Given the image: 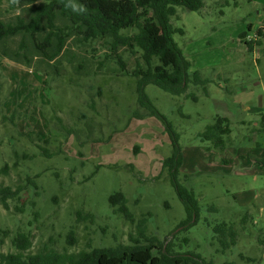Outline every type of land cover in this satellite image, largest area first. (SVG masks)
Returning a JSON list of instances; mask_svg holds the SVG:
<instances>
[{
	"label": "rangeland",
	"instance_id": "obj_1",
	"mask_svg": "<svg viewBox=\"0 0 264 264\" xmlns=\"http://www.w3.org/2000/svg\"><path fill=\"white\" fill-rule=\"evenodd\" d=\"M214 1L204 0L201 13L178 8L180 19L175 21L184 31L176 35L178 44L193 68L212 79L210 84L205 90L187 89L195 100L146 87L180 135L183 163L178 178L198 199L199 223L182 224L183 203L162 169L171 152L169 136L155 117H132L139 108L132 81L124 76L108 84L100 77L69 86L51 83L53 90L48 91L67 102L59 124L78 129L89 120L95 138H103L84 142V133L77 139L50 118V98L40 73L0 59V168H8L0 173V185L22 190L20 199L9 202V210L0 205L1 227L13 233L31 228V250L44 245L73 251L163 244L172 254L197 260L195 254L211 264H253L249 259L264 264V167L257 162L264 133L249 134L250 140L240 145L235 141L237 147L223 150L195 139L216 114L237 123L256 121L264 112V36L253 52L239 40L248 22L253 30L264 28V0H235L236 5L228 0L224 8ZM249 38L257 39L254 31ZM110 47L100 41L79 52L86 60H118L108 55ZM117 52L132 69L136 54L123 45ZM13 109L26 117L12 123L6 117ZM79 112L87 118L77 120ZM233 128L238 140L249 131L245 125ZM115 191L124 194L127 211L108 202ZM246 211L253 219L244 215ZM220 220L231 223L237 233L228 249L211 229ZM7 249L5 239L0 252Z\"/></svg>",
	"mask_w": 264,
	"mask_h": 264
},
{
	"label": "trees",
	"instance_id": "obj_2",
	"mask_svg": "<svg viewBox=\"0 0 264 264\" xmlns=\"http://www.w3.org/2000/svg\"><path fill=\"white\" fill-rule=\"evenodd\" d=\"M77 2L85 5L86 14L72 13L65 6L67 0H0V59L19 63L43 76V89L50 98V118L58 124L62 122L59 113H65L67 102L55 98L54 93L48 91L52 89V82L69 86L79 84L89 77H100L103 84H108L124 76L126 80L132 81L139 107L132 112V117L141 119L145 115L153 116L162 124L171 145L170 155L162 161V169L167 171L170 185L183 203L186 217L182 224L190 227L197 225L202 212L198 199L193 190L182 185L178 178L183 163L180 135L148 95L146 87L152 85L171 95H186L195 100L192 93L186 94L187 89L200 87L205 90L210 84L212 79L204 76L198 69H192L193 62L176 40V35L184 34L183 29L175 25V21L180 19L178 8L201 13L205 6L204 0ZM213 4L224 8L229 2L216 0ZM218 13L223 14V9H219ZM253 27L254 24L248 22L239 34V40L246 45L248 51L263 44L264 28L253 30ZM252 31L257 36L256 40L247 39ZM100 41L108 42L111 46L108 55L118 60H86V56L79 52ZM118 45L126 46L132 54H136L137 59L134 60L132 69L128 70L126 62L120 59ZM79 114L77 120H80V117L87 118L83 112ZM25 117V114L13 109L6 118L15 124L16 120ZM234 125H245L249 131L238 140L233 136ZM59 127L68 135L75 134L77 139L82 138L80 133H84V142L103 140L102 137L95 138V127L89 120L78 129L64 124H59ZM113 132L116 130L111 133ZM253 133H264V112L259 114L256 121L241 120L237 123L216 114L211 123L195 134V139L215 150H223L227 147H237L234 145L235 141H239L236 144L240 145L243 140H250L249 134ZM47 139L44 140L45 144L48 143ZM82 141L80 142L84 143ZM41 149L49 157L47 148ZM257 162L264 167V147ZM127 165L134 169L132 164ZM2 171H8L6 165L0 168V173ZM19 193L22 194L19 188L0 185V205L3 209L9 210V202L20 199ZM108 202L112 206L118 205V209L122 211H127V200L121 191L110 194ZM244 215L253 219L249 211ZM211 227L216 240L223 248L228 249L235 244L237 233L231 223L220 220ZM31 231V228H25L13 233L10 229L0 226V243L8 239L10 247V250L0 252V264H211L195 254L193 256L197 260L186 257V254H172L163 244L159 248L149 244L73 251H59L44 245L31 250ZM154 249L158 250L157 254L153 253ZM249 260L256 264L255 260Z\"/></svg>",
	"mask_w": 264,
	"mask_h": 264
},
{
	"label": "clouds",
	"instance_id": "obj_3",
	"mask_svg": "<svg viewBox=\"0 0 264 264\" xmlns=\"http://www.w3.org/2000/svg\"><path fill=\"white\" fill-rule=\"evenodd\" d=\"M65 6L76 15H82L87 13V8L85 7V5L82 3H78L77 0H67Z\"/></svg>",
	"mask_w": 264,
	"mask_h": 264
},
{
	"label": "crops",
	"instance_id": "obj_4",
	"mask_svg": "<svg viewBox=\"0 0 264 264\" xmlns=\"http://www.w3.org/2000/svg\"><path fill=\"white\" fill-rule=\"evenodd\" d=\"M255 49V48H254ZM254 49L252 50V51H250V52H253L254 51ZM256 60H258V59H256ZM192 69H196V68H193V66H192Z\"/></svg>",
	"mask_w": 264,
	"mask_h": 264
}]
</instances>
